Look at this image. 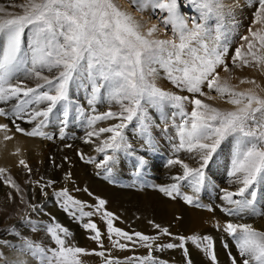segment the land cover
<instances>
[{
	"label": "snow or ice",
	"instance_id": "snow-or-ice-1",
	"mask_svg": "<svg viewBox=\"0 0 264 264\" xmlns=\"http://www.w3.org/2000/svg\"><path fill=\"white\" fill-rule=\"evenodd\" d=\"M138 10L142 11L144 3L132 0ZM199 11V22L193 20L189 25L180 15L178 0H153L154 8L167 13L161 23L171 26L172 38L161 39L156 36L158 26L152 24L145 29L131 12L122 9L115 0H24L19 7L20 13L6 11L0 5V102L15 100L10 110L0 107V116H13L28 123L38 121L31 131L20 127L15 120L12 123L19 133L28 136H47L42 129L49 122L50 115L60 110V123L67 125L70 113L75 110L86 121L89 129L85 134V143H92L93 137L110 135L100 140L96 151L104 153L103 160L97 167H105L118 162L117 154L127 153L132 145L128 142L124 130L136 121L139 133L148 149L154 145L150 128L153 121L149 108L159 110L174 109L172 117L180 116L181 123L176 125L180 143L177 150L186 149L198 155V166L191 167L182 160H169L168 163L180 164L183 174L174 177L177 181L159 190L169 197L181 195L180 182L187 181L193 193H199L205 183V169L217 152L222 142L231 138L234 141L232 168L229 173L234 183L239 184L235 191L223 189L221 211L233 217L243 219L244 215H264L256 208V192L251 190L258 178L264 174V95L257 91L260 85L254 79H242L241 83L254 84L255 88L237 90L222 78L218 71L223 67L231 72L226 57L229 45L225 20L231 14L226 11L222 0H189ZM257 21H264V0H258L255 13ZM215 21L214 27L209 21ZM249 36H243L246 42L235 49L231 56L236 67H257L264 70V29H249ZM164 69L166 79L180 92V95L161 88L156 83L157 67ZM45 71L55 75H45ZM37 81L29 86L27 81ZM78 84L87 93L86 103L92 114L83 105H77L70 96V88ZM214 90L219 98L231 105L220 108L197 98L205 96L209 100L217 97L203 91ZM264 91V89H261ZM102 100L119 106L118 111L97 112L96 105ZM186 103L193 107L189 112ZM45 104L43 108L38 106ZM117 120L107 127L96 128L101 121ZM173 123L174 120H173ZM0 130L9 131L8 124H0ZM63 135V128H61ZM51 138V137H49ZM5 140L12 139L5 135ZM70 147V145H69ZM19 151V149H17ZM111 154H108V153ZM84 159L83 153H78ZM65 159H67L65 157ZM91 157L88 162H92ZM144 156L137 158V171L146 166ZM19 164L28 172L31 168L24 159ZM108 173L112 167H106ZM7 169L0 167L3 182L20 191L19 185L8 175ZM70 175V174H69ZM36 183L41 191L50 187L55 181L46 184ZM62 198L61 207L73 218L82 220L99 214L106 223L107 235L114 248L125 250L132 247L148 249V254L128 257L129 264H167V261L153 257L154 250L182 249L185 264H193L186 246L191 241L211 261L219 264L215 241L210 235L177 236L179 243H159L160 235L172 236L168 228L153 223L159 230L157 235H147L136 231L129 233L114 226V213L105 209L106 201L98 199L92 205L94 211H85V204L72 197L66 188L55 192ZM188 204H196L198 197L183 194ZM37 206L32 205L35 210ZM209 211H212L211 207ZM79 213V215H77ZM35 230V225H33ZM82 227L91 230L90 239L103 248L102 233L97 224L89 219ZM223 231L232 238L237 249V256L228 251L230 264H264V231L248 223L226 221ZM219 230L221 225L216 224ZM14 231V229H13ZM56 247L45 248L35 241L23 239L21 251L38 260L39 264H82V255L105 257L104 251L89 252L85 248L68 244L65 237L71 236L69 230L59 223L46 226ZM63 233V235H61ZM19 235V233H15ZM121 238L128 243H122ZM0 243H7L0 241ZM228 249L227 242H223ZM4 254L0 252V257ZM7 264V262H5ZM16 264H27L17 260ZM104 264H122L119 259L108 257Z\"/></svg>",
	"mask_w": 264,
	"mask_h": 264
},
{
	"label": "rangeland",
	"instance_id": "rangeland-1",
	"mask_svg": "<svg viewBox=\"0 0 264 264\" xmlns=\"http://www.w3.org/2000/svg\"><path fill=\"white\" fill-rule=\"evenodd\" d=\"M178 2L180 5L179 9H183L184 11L185 7L183 5V0H178ZM23 3L24 0H0V5H4L6 7V11L14 13H20L21 9L19 7L9 8L8 6L20 5ZM257 9L258 7L256 8L255 13L257 12ZM191 12L192 10L187 13L191 14ZM3 14L4 13H0V15ZM164 16L165 15L163 14L157 20L160 25H163L161 23V19ZM247 22L248 24L250 23V21ZM256 23H264V21H256ZM163 27L165 28L164 25ZM168 32L170 33V31ZM243 36L244 35L236 34V36L232 35L229 37V53L226 57V62L231 69V72H225L223 67L218 69L220 74L225 73V76L223 75L222 77L230 80L229 83H231V85L234 84L235 86H233L237 90L246 89L245 85L249 86V88L251 86H255L254 84L248 83L242 84L240 80L245 79L246 76H252L251 79H254L255 75H251L252 69L261 71V69L257 67L239 68L233 65L231 56L234 55L235 49L241 45L246 46V42L241 39ZM156 67V82H163L161 86L159 85L161 88L166 90L171 89L173 92H176L175 90H177L178 93H183L180 95H192L187 92H180L176 89L166 79L164 69L159 68V66ZM235 71H240V75L236 76L234 74ZM247 71L250 73L249 75ZM260 73L257 72V74H260L259 76H264V70ZM44 74L52 76L55 75V72L49 73L45 71ZM227 76H229L230 79L227 78ZM254 80L256 81V79ZM36 82L37 81L35 80L27 81L29 86H34ZM258 84L260 85V88H258L257 91L260 92L261 95H264V91H261V88L264 89V81H261ZM203 91L212 96V93H210V90H208L206 86H204ZM87 95L88 93L78 84H73L70 88V96L73 98L74 102L77 105H83L85 109H88V114H92L91 109H89L86 103ZM197 98L220 108L232 107L219 97V100H209L205 96H198ZM15 102V100L8 103L0 102V107L10 110ZM45 106V104H41L38 107L43 108ZM109 107H111L114 111L119 110L118 105L114 103L110 105L107 100L98 102L96 110L97 112H104L107 111ZM192 107L193 106L190 103H186V108L189 112ZM148 111L150 113V118L153 121L150 133L153 137L154 145L151 149H148L146 145L143 148L141 147V145L144 144V140L139 133L137 122L133 121L124 130V134L128 142L132 145V148L127 153H118V162L115 165L109 164L105 167H97V164L103 160L104 153L97 152L96 147L100 143L101 139L110 134H102L100 138L93 137L92 143H85V134L89 129L86 126V121L81 119L75 110L70 113L66 126L60 123V119L62 118L60 110H55L54 113L50 115L49 122L42 129L45 133H47V136H28L26 134L19 133L16 131L15 126L12 123V121L15 120L20 127L24 128L26 131H31L38 121L28 123L26 120H20L13 116H0L2 122H5V124H8L9 128H11L9 131L12 134L15 132L16 136L28 138L32 137L34 140L36 139V143L38 145V150L35 152L33 150L31 153L30 148H27L23 152L24 154L21 155V158H18V162L11 161L7 166L2 167L7 169V172L4 174L5 177L10 175L15 183L19 185L20 191L17 192L16 189L6 185L3 182V178H0V241L7 242L6 244L0 243V252L4 254L0 257V264H5V262H7V264H16L17 260L27 261V264H39L37 259L31 257L25 252H22L20 246L23 244V239L27 238L30 241H35L36 243L41 244L45 248L56 247L55 243L46 231V226L52 223H59L69 230L71 236L65 237L68 244H74L75 246L85 248L89 252L93 249L105 252V257L96 256L94 254L82 255L80 257L82 264H104L105 259L108 257L119 259L122 264H129V261L126 258L145 256L148 254V249L138 246L125 250H116L108 239L106 223L101 219L99 214L94 215L91 218L84 217L82 220L73 218L61 207L60 201L62 198L55 196V192L64 188L68 190V193L72 197L84 202L85 211H94V209L89 206L96 205L98 203L97 198L104 199L107 202L105 209L114 213L115 217H118V219H114L113 221L114 226L129 233L139 231L147 235H152L141 230V227L143 226L141 225L143 223L141 217L145 216L148 210L150 211V216L154 215L152 212H156L155 206H157L159 200L162 199V201L170 208L171 213L175 215L174 220L169 217L168 219L165 218V215L163 217L159 216L161 219V228L166 227L172 233L171 237L160 235L158 242L163 244L169 242L178 244L179 240L175 239V237L190 236V234H179L184 231H182L179 227V224H181V222H179V219L181 220V215L177 210V205L189 209L192 217L195 213H197V211L198 213L204 214L205 212L210 213L211 215H216L217 213V217L214 215L213 217H209L210 222L206 219L208 223L207 221L204 222L202 226L200 225V229H207L208 227H212V225L216 226L217 223L220 225L222 224L221 226H223L226 221L230 220L233 223L244 222L251 225L253 224L252 226L254 228L264 231V221L261 223V220L264 219V215L245 214L243 219H241L239 217L229 216L221 211L220 206L225 204V202L221 199L223 196L222 190L228 189L229 191H235L239 187V184L233 182L235 178L229 175L232 168V158L234 153V141L231 138L222 142L220 147L217 149V152L213 155L212 160L205 169L206 179L199 193H193V190L190 186H188L187 181L180 182L181 195H176L174 193L173 196L175 198L169 197L159 190L160 186H168L176 183L177 181L174 177L183 174L182 166L180 164L170 165L168 163L169 160L179 159L184 163L189 164L191 167H197L198 155L195 152L190 153L186 149L177 150L180 140L176 125L181 123V117L178 115L174 118L172 117L171 113L174 109L166 107L163 110L167 118H163L159 110L149 108ZM173 120L175 123H173ZM117 122V120L101 121L98 122L95 127H107L110 124ZM61 128H63V135H61ZM65 148L67 150H65ZM78 153H83L85 158L81 159ZM108 154L111 153L109 152ZM139 156H144L147 163L146 166L140 169V171H137V158ZM65 157L67 159H65ZM89 157L93 158L92 162H88ZM20 159H24L29 165L31 168L30 173L19 164ZM60 162L62 163L59 164ZM106 167H112V172L108 173L106 171ZM49 180L55 181V183L44 189V192L47 193V195H45L36 181H39L40 184H46ZM98 190L102 192L98 193ZM251 190L256 192L255 204L257 211L264 212V174L258 178ZM103 192L105 195L102 194ZM183 194L197 196V203L203 206L197 207L195 203L188 204L183 199ZM154 195H157L160 198L157 203L154 201ZM32 205L37 206L35 210L32 208ZM208 206L211 207L212 211H209ZM119 208L124 209V214L122 210H119ZM125 212H128V216H126ZM171 213H169V215ZM77 215H79V213H77ZM153 218H155V215ZM89 219L93 220L101 230L103 248H101L96 241L90 239V236L94 235V233H92L91 230H86L82 227V224L87 223ZM192 221L193 220L189 219L186 224L187 229H189ZM260 223L263 225V227H261L262 229L259 226ZM33 225H35V230ZM152 225L153 224H146V226L149 227ZM15 233H19V235H16ZM224 234L225 235L221 239L222 244L223 242L228 241V249L224 248L226 257L223 252L226 263L230 264L228 257L229 250L233 255L237 256V260L239 261L240 258L234 245V241L225 232ZM61 235H63V233H61ZM121 242L128 243L122 238ZM186 246L189 249L188 241L186 242ZM114 249L116 253L113 251ZM188 252L193 264H204L203 260L199 256L190 253L189 250ZM216 254H218L217 250ZM152 255L159 260L167 261V264H185L183 250L179 248H165L162 251L154 250ZM217 258L219 259L218 256ZM206 259H208V262L211 263L207 256Z\"/></svg>",
	"mask_w": 264,
	"mask_h": 264
},
{
	"label": "bare ground",
	"instance_id": "bare-ground-1",
	"mask_svg": "<svg viewBox=\"0 0 264 264\" xmlns=\"http://www.w3.org/2000/svg\"><path fill=\"white\" fill-rule=\"evenodd\" d=\"M115 2L122 9H124V10H126L128 12H131L133 14V16L138 21H140L142 24H144L145 29L147 27H150L152 24H156L158 26V32L156 33V36L158 38H161V39H170V38H172L171 26L169 25V26L165 27V28H167V29H165L163 27V25H160V23H158V21H157L163 14L166 15L167 13L161 12L159 9L154 8V6H153V0H140V2L144 3V5H145L142 11H140V10L137 9V7L133 4L132 0H115ZM222 3L224 5H226V11L228 9H231L230 16H228L226 18V20H225L226 32H227V39L228 40H229V37L230 36H232V35L236 36V34L237 35L238 34H241V35H244V36H249L250 35V33H249V29L250 28L252 30L264 29V23H256L257 19H256V16H255V11H256V8L258 7V0H222ZM183 5L185 7L184 11H183V9H178V11H179L180 15L186 20V22L189 25L192 24L193 20L199 22V15L200 14H199V11L197 10V8L193 4H190L189 1H187V0H185V1L183 0ZM186 9H188V10H186ZM191 10H192L191 14H188L187 12L188 11H191ZM162 19H161V21H162ZM247 21H250V23L248 24ZM209 24L214 27L215 21L214 20L213 21H209ZM168 31H170V33ZM261 71H263V70H261ZM261 71L260 70L257 71V70H253V69L251 71V75L252 74L255 75L254 79H256V83L257 84L260 83L261 81H264V79H263L264 76H259L261 74L260 73ZM239 72L238 71H235L234 74L236 76H239L240 75ZM241 72H243V71H241ZM257 72H259L260 74H257ZM245 74H247V73H245ZM249 74L250 73L248 72V75ZM223 75L225 76V73L220 74L221 77ZM251 77L250 76H246L247 79H251ZM222 78H225V77H222ZM227 78L230 79L229 76H227ZM156 83L158 85H160V86L163 84V82H161V81H158ZM245 87H246V89L249 88V86H247V85H245ZM250 88H255V86H251ZM241 89H243V88H241ZM170 91H171V89H170ZM175 91L177 92V90H175ZM210 93H212L211 95L213 97H217L216 100L218 99L219 96H218V94L214 90L210 91ZM178 94H183V93H178ZM0 124H5V122L3 123L2 120L0 119ZM9 129L11 130V128H9ZM5 135L11 136L12 139L5 140L4 139ZM37 147H38V145L36 143V139L34 140V138H32V137L31 138H28V137H23V136H16L15 135V132H14V134H12L10 131L5 132V130H0V167L7 166L8 163H10L11 161H17L18 162V158H21V155L24 154L23 152L27 148H30L31 153H32L33 150H34V152L36 150H38ZM17 149H19V151H17ZM65 150H67V149L65 148ZM65 161H67V160H65ZM61 163L62 162H60L59 164H61ZM164 174H165V171H164ZM101 192L102 191L98 190V193H101ZM104 192H106V191H104ZM104 192L102 193L103 195H105ZM151 194H150V198H151ZM153 198H154V201L156 203L160 199L159 196H157V195H154ZM160 200L157 203V206H155L156 207V212H152L155 215V218H153L154 215H151L150 216V213H149L150 211L149 210L146 212L145 216H142L141 217L142 220H143V223L141 224V225H143L141 227L142 228L141 230L142 231H145V232H148V233H150L152 235H157L158 232H159V230L155 229L153 227V225L149 227V226H146V224H153V223L160 224L161 219L159 218V216L163 217L165 215V218L168 219V217H169L172 220H174V216H175L173 213H171V210L168 207V205L165 204L162 201V199H160ZM146 202H147V200H146ZM176 207H177V210H178L179 214L181 215V220L179 219V222H181V224H179V227H180V229L182 231H184L183 233H179V234L202 235V236L203 235H210V236H212L213 239H214V241H215V249L217 250V253H218L217 256L219 257V259H218L219 264H227L226 261H225V258L223 256L224 246H223L222 241H221L222 237L225 235L222 226H221V228L219 230L214 225H212V227H208L207 229H200L201 226L203 225V223L210 219L209 217H213V215L217 217V213L215 212L216 215L215 214L211 215L210 213H205L204 212V214H203V213H198V211H197V213H195L194 216L192 217L190 215L189 209H187V208H185L183 206H179V205H177ZM116 210H114V211H116ZM119 210H122L123 211V214H124V209H122V208L120 209L119 208ZM169 213H171V214L169 215ZM123 214H122V216L124 217ZM126 216H128V212L126 213ZM189 217H191V218H189ZM189 219L190 220H193V221H192V224L189 222L191 225L189 226V229H187L186 228V226H187L186 224L188 223ZM150 221L153 222V223H150ZM262 221H264V219L261 220V223H263ZM209 222H210V220H209ZM207 223H208V221H207ZM261 223L259 225L260 228L263 227V225ZM190 228H192V229H190ZM190 242L191 241H188V246H189V249L188 250L190 251V253L199 256L203 260L204 264H211V263L208 262V259H206V255L204 253L202 254V252L199 249H197L196 246L193 243H190ZM110 247H112V246H110ZM118 249L119 248H116V250H118ZM113 251L115 252V249ZM224 255L226 257L225 252H224Z\"/></svg>",
	"mask_w": 264,
	"mask_h": 264
}]
</instances>
